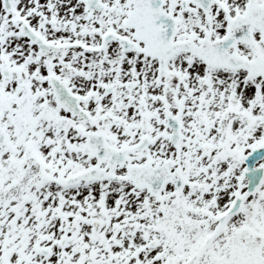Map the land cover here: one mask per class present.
<instances>
[{
	"label": "snow or ice",
	"instance_id": "1",
	"mask_svg": "<svg viewBox=\"0 0 264 264\" xmlns=\"http://www.w3.org/2000/svg\"><path fill=\"white\" fill-rule=\"evenodd\" d=\"M0 264H264V0H0Z\"/></svg>",
	"mask_w": 264,
	"mask_h": 264
}]
</instances>
